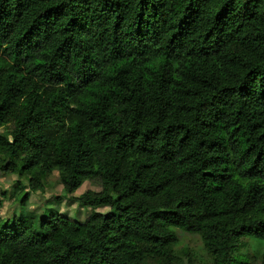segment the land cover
Instances as JSON below:
<instances>
[{
  "label": "trees",
  "instance_id": "obj_1",
  "mask_svg": "<svg viewBox=\"0 0 264 264\" xmlns=\"http://www.w3.org/2000/svg\"><path fill=\"white\" fill-rule=\"evenodd\" d=\"M0 173L89 210L0 218V264H264V0H0Z\"/></svg>",
  "mask_w": 264,
  "mask_h": 264
},
{
  "label": "rangeland",
  "instance_id": "obj_2",
  "mask_svg": "<svg viewBox=\"0 0 264 264\" xmlns=\"http://www.w3.org/2000/svg\"><path fill=\"white\" fill-rule=\"evenodd\" d=\"M58 174L53 173L45 182V191L43 192H31L26 180H21L22 194H29V201L23 206L19 198V192L17 189L18 177L14 175H6L0 173V218L9 220L12 222L14 218L21 217L34 213L38 217L44 214H51L53 212H59L67 217L83 221L89 214L88 209L79 210L78 204L70 202L72 196H67L65 192H62V186L58 184ZM100 186L95 183L87 182L82 186L75 195V197L87 191H100ZM58 198H65L59 205ZM67 198V199H66ZM107 208H101L98 212L106 213ZM180 255L186 254L187 251L191 253V257L195 260L207 261V256L203 249V244L198 236L187 235L179 233V244L176 248ZM262 250V246L253 240H244V245L241 247L240 252L245 255H249L251 264H259V258L255 257L257 253ZM184 257V256H183Z\"/></svg>",
  "mask_w": 264,
  "mask_h": 264
}]
</instances>
